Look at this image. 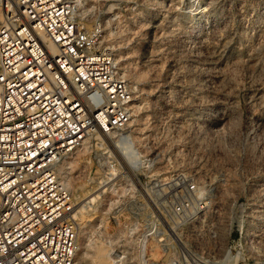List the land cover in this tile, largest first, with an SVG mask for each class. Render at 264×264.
Returning a JSON list of instances; mask_svg holds the SVG:
<instances>
[{
  "label": "rangeland",
  "instance_id": "obj_1",
  "mask_svg": "<svg viewBox=\"0 0 264 264\" xmlns=\"http://www.w3.org/2000/svg\"><path fill=\"white\" fill-rule=\"evenodd\" d=\"M203 2L208 10L201 16ZM99 8L104 45L130 81L135 104L128 136L104 139L122 171L118 178L127 176L132 187L102 195L94 206L83 205L92 196L78 203V215L87 216L77 227L76 264H91L98 248L114 264L112 254L134 246L156 212L151 189L146 186V194L135 177L149 186L156 178L164 186L175 168L198 172L208 189L202 234L217 236L214 257L220 264H264V235L247 247L248 240L238 243L233 222L242 218V206L257 218L264 204V0H103ZM206 44L219 51L233 45L238 53L212 67L205 61ZM223 114L229 121L207 127ZM79 149L58 168L72 194L93 170V143ZM148 245L147 259L135 263L129 255L124 264H165L166 255L154 242ZM226 249L233 255L229 260L222 254Z\"/></svg>",
  "mask_w": 264,
  "mask_h": 264
},
{
  "label": "built area",
  "instance_id": "obj_2",
  "mask_svg": "<svg viewBox=\"0 0 264 264\" xmlns=\"http://www.w3.org/2000/svg\"><path fill=\"white\" fill-rule=\"evenodd\" d=\"M100 1L0 0V264H76L74 199L56 167L86 135L101 140L90 153L96 187L114 177L118 162L101 135L128 136L134 95L102 42ZM195 173L175 168L164 186L135 177L158 214L114 264L147 259L149 242L165 264L214 260L218 238L203 236L200 220L211 196ZM240 212L238 243L250 226Z\"/></svg>",
  "mask_w": 264,
  "mask_h": 264
},
{
  "label": "bare ground",
  "instance_id": "obj_3",
  "mask_svg": "<svg viewBox=\"0 0 264 264\" xmlns=\"http://www.w3.org/2000/svg\"><path fill=\"white\" fill-rule=\"evenodd\" d=\"M203 5H198V9L202 10L200 12V15L203 16L207 13V2H203L202 3ZM205 4V5H204ZM112 8L111 5H108L107 8H106V12L105 13H108L109 10ZM211 19V18H210ZM106 23V27H107V30L110 29V26ZM201 24V23H200ZM204 25V24H203ZM209 25V24H208ZM207 28V27H205ZM200 29V28H199ZM105 26H104V31H105ZM197 30V29H196ZM208 30V29H207ZM195 31V30H194ZM196 32V31H195ZM191 33H193L191 31ZM207 33V32H206ZM194 36V35H193ZM103 39H104V35H103ZM103 39H102V42H103ZM194 39V38H193ZM43 41L46 42L47 46L50 47V44L48 43L46 37H43ZM186 43V42H185ZM193 43V42H192ZM104 44V42H103ZM205 45V44H204ZM229 45V44H228ZM187 46V45H186ZM225 46V44H224ZM227 46V44H226ZM233 46V45H232ZM232 46H229V47H223L225 48L224 50L222 49L221 51L211 47L209 44H206L205 46V51H206V54H205V61L207 62L208 65H211L212 67H215V66H221L222 63H224L225 61H228V60H232V59H235L236 56H237V49H235L234 47ZM256 48V47H255ZM219 49V48H218ZM260 49V48H259ZM259 49H256L257 51L255 52V55H258L260 54V50ZM189 50V49H188ZM239 51V49H238ZM240 52V51H239ZM197 54V53H196ZM257 56V57H258ZM259 60V59H258ZM204 61V62H205ZM207 65V66H208ZM210 68V67H209ZM194 70V69H193ZM218 80L221 81L222 80V77L219 76L218 77ZM223 81V80H222ZM130 82V81H129ZM261 99V98H260ZM261 101V100H260ZM258 101V104H260ZM257 105V104H256ZM135 104L133 103L132 104V113H133V108H134ZM259 108V107H258ZM263 108V107H262ZM214 117V116H213ZM229 121V116L227 115H221L219 116V118L216 120V121H211L207 124V127L209 128H216V127H220L221 125H223L225 122ZM261 121V120H260ZM208 128V129H209ZM104 137L106 138H109L111 137V139H117V137L113 134H109V135H101V138L103 139V141H105ZM115 141V140H114ZM101 140L98 136V134L94 133V134H88L86 135L82 141H81V147L80 149L82 148V146H85L86 144H89V143H93L94 147L99 145L98 143H100ZM79 149V150H80ZM96 149V147H95ZM111 151V150H110ZM111 153L113 154V152L111 151ZM114 155V154H113ZM64 157V156H63ZM62 157V158H63ZM115 157V156H114ZM60 159L59 163L57 164V167H56V175L58 177V179L66 186V188L68 189V191L70 192V194L72 195V197L74 198H77L79 197L80 195H82L83 197H81L79 199V202L75 201L74 202V217H75V220H76V223H77V227H78V224H82V222L84 221V218H86V214H83V215H78V212L76 210L77 206H78V203H80L82 201V203H84L83 201H86L89 197L92 196V199H90L87 203L83 204V205H90L91 206H94L96 203H98L99 201V198H101V196L105 195V196H110L112 193H114L115 191H118V190H121V187L123 188H128V191L130 190V188L132 187V185L130 184V179L127 177V176H122L120 178L119 175L122 173V171L119 170V165L117 164L115 166V168H113V172H114V177L111 178L109 181H107L105 184L103 185H99L98 187L96 188H93L92 189V186L95 184V180L93 178H90L88 181L86 182H80V183H77L76 184V188H75V191L77 194H72V191L68 185V182L65 180V178L63 176H61V173H60V170H58V168L60 167V163L63 159ZM116 158V157H115ZM118 162V161H117ZM61 176V177H60ZM126 177L128 179H126ZM126 180H128L129 182V186L125 183ZM93 184V185H91ZM125 186V187H124ZM99 188H102L100 189L98 192L94 193L96 190H98ZM115 190V191H114ZM114 191V192H112ZM83 198V199H82ZM261 211L260 212H256L258 213V215H256L257 218H254L255 216H253V211H249V216H250V226L248 227L246 233H245V237H244V240H248V242L245 241V245L250 246V248L252 247V244H259L260 240L263 238V235H264V204L262 205L261 207ZM87 211V210H86ZM254 213V214H256ZM80 214V213H79ZM263 240V239H262ZM261 240V241H262ZM78 243V241H77ZM95 246V245H94ZM79 245H78V251H77V255H76V259H78V256H79ZM224 255V258H227V260H229L230 256L232 257L233 255H231V252L226 249L223 251L222 253ZM109 255V254H108ZM108 255L106 253V251L102 248H98L95 250V253L94 255L91 257V264H110L109 263V260L110 258H108ZM239 255V253L237 254ZM241 256V255H240ZM116 257H119L116 256ZM218 257V256H217ZM109 259V260H108ZM112 261V260H111ZM112 264V263H111ZM205 264H220V260L219 258H215L214 257V260L210 261V262H206Z\"/></svg>",
  "mask_w": 264,
  "mask_h": 264
}]
</instances>
